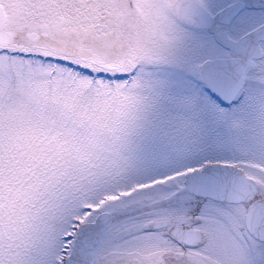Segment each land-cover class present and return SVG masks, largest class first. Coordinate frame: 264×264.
<instances>
[{
	"label": "snow or ice",
	"instance_id": "snow-or-ice-1",
	"mask_svg": "<svg viewBox=\"0 0 264 264\" xmlns=\"http://www.w3.org/2000/svg\"><path fill=\"white\" fill-rule=\"evenodd\" d=\"M113 30L110 67L0 44V264H264V0Z\"/></svg>",
	"mask_w": 264,
	"mask_h": 264
},
{
	"label": "flooded vegetation",
	"instance_id": "flooded-vegetation-1",
	"mask_svg": "<svg viewBox=\"0 0 264 264\" xmlns=\"http://www.w3.org/2000/svg\"><path fill=\"white\" fill-rule=\"evenodd\" d=\"M157 0H0L10 32L7 45L24 44L95 66L121 60L131 41L117 25L147 30ZM130 4H139L135 14Z\"/></svg>",
	"mask_w": 264,
	"mask_h": 264
},
{
	"label": "water",
	"instance_id": "water-1",
	"mask_svg": "<svg viewBox=\"0 0 264 264\" xmlns=\"http://www.w3.org/2000/svg\"><path fill=\"white\" fill-rule=\"evenodd\" d=\"M0 39H2V41H0V43H2V42H4V41H5V39H6V36H4V35H1V36H0Z\"/></svg>",
	"mask_w": 264,
	"mask_h": 264
}]
</instances>
